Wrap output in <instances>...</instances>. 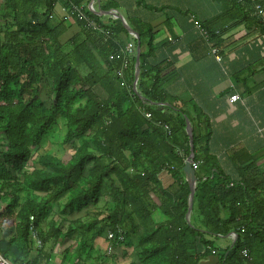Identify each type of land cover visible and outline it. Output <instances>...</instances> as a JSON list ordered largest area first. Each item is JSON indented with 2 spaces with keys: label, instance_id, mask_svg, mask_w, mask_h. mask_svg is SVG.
Returning <instances> with one entry per match:
<instances>
[{
  "label": "trees",
  "instance_id": "trees-1",
  "mask_svg": "<svg viewBox=\"0 0 264 264\" xmlns=\"http://www.w3.org/2000/svg\"><path fill=\"white\" fill-rule=\"evenodd\" d=\"M57 1L85 0L0 2V231L10 232L0 238L2 256L11 264H40L53 242L62 264H205L211 257L213 264H264V183L209 173L196 186L190 224L185 221L189 187L181 168L189 146L187 140L175 150L172 137L185 128L186 104L156 87L160 70L148 61L151 31L139 34L133 92L134 57L124 84L116 75L118 34L125 33L120 21L102 24L85 6L109 38L76 20L78 32L64 41L67 26L51 19ZM43 87L47 104L40 98ZM59 126L58 144L71 150L67 160L42 148ZM192 145L198 168L211 172L194 124ZM163 170L174 179L166 190L158 181ZM156 199L158 206L151 203ZM157 208L163 221L153 220ZM106 230L121 231L117 247L135 239V257L100 254L95 243ZM229 233L235 235L232 247L218 252L211 239Z\"/></svg>",
  "mask_w": 264,
  "mask_h": 264
},
{
  "label": "crops",
  "instance_id": "crops-1",
  "mask_svg": "<svg viewBox=\"0 0 264 264\" xmlns=\"http://www.w3.org/2000/svg\"><path fill=\"white\" fill-rule=\"evenodd\" d=\"M258 1L264 8V0ZM89 2L102 24L118 20L106 14L112 11L138 37L151 31L154 51L148 61L160 70L156 87L186 104L185 118L190 124L192 120V128L196 126L200 153L213 164L211 172L207 173L203 165L195 170L198 181L209 173L220 172L230 181L264 183V33L253 23L252 4L235 5L234 0H85L80 5L89 10ZM62 8V2L57 1L51 19L63 20L67 29L62 39L67 41L78 27ZM198 25L210 34L208 40ZM118 39L122 46L136 45L134 36L126 30L118 34ZM211 47L217 48L219 61L210 53ZM232 96H236L234 101H230ZM172 139L175 150L188 140L184 129ZM158 181L166 190L174 179L168 170H163ZM261 186L264 188V184ZM102 199L105 201L104 196ZM151 203L159 205L157 199ZM151 214L155 222L164 219L158 208ZM1 233V238L10 234ZM104 234L95 243L100 254L104 252ZM211 240L218 252L233 245L229 235ZM44 251L49 258L40 264H62L57 244H47ZM136 252L135 239L128 247L115 249L116 256L127 253L135 257ZM215 260L211 257L205 264Z\"/></svg>",
  "mask_w": 264,
  "mask_h": 264
},
{
  "label": "built area",
  "instance_id": "built-area-1",
  "mask_svg": "<svg viewBox=\"0 0 264 264\" xmlns=\"http://www.w3.org/2000/svg\"><path fill=\"white\" fill-rule=\"evenodd\" d=\"M238 2L239 3L240 2H249L252 4L251 5L252 6V16L255 17V19H256V27L259 28L260 30H262L264 33V8L259 3V1L258 0H238ZM62 11L68 19H72L75 21L76 20L81 21L83 23L84 28H86L90 31L99 32L105 38H109V31L107 29L101 27L99 25V23L95 22L90 17V15L85 12V9L81 5H75V4L70 3L67 6H63ZM111 16H112V18H116V14L114 12H112ZM197 28L200 30L201 35L206 40H208L210 38V34L205 29H203L200 25H198ZM210 53L214 56V58L217 61L220 60V56L218 55L217 48L211 47ZM118 54H119L122 62H121L120 67L116 71V75H117V77H119L121 79V81H122L121 84H124L123 74H124V71L126 70V68L129 66L131 58L135 57V44H128V45L119 47ZM130 89L134 92L133 87ZM235 98H236V96L230 97V101H234ZM144 117L146 119H150L151 115H150V113H145ZM157 124L159 125V123H157ZM162 128L165 130V132L167 134L170 133L167 125H163ZM187 159H188V155L184 159V161ZM199 163L200 162H194L193 158L190 159V165L194 170H196L198 168ZM165 169H173V167L172 166H166ZM0 197H1V194H0ZM30 220H32V217H30ZM228 235L230 236L231 240H233V243H234L235 235L233 233H229ZM32 237H33L34 242H35V247L40 248L41 242L37 238V236L35 235L34 231L32 233ZM105 238L107 239L109 244L105 248L104 253H105V255L110 256V255L115 253V249H116L117 245L123 240L121 231L118 230L117 235H116L115 233L111 232V230H106ZM112 241L115 242V245L112 243ZM204 249H209V247L203 248L202 251H204ZM212 253H214V251H212ZM241 255L243 257H245L248 261H251V257L248 254V251L246 249H243L241 251ZM0 264H11V263L9 262V260H7L5 257H3L2 254L0 253Z\"/></svg>",
  "mask_w": 264,
  "mask_h": 264
},
{
  "label": "water",
  "instance_id": "water-1",
  "mask_svg": "<svg viewBox=\"0 0 264 264\" xmlns=\"http://www.w3.org/2000/svg\"><path fill=\"white\" fill-rule=\"evenodd\" d=\"M89 10L91 13L95 14L93 8H92V3L89 2ZM106 14L111 15L112 11L110 12H106ZM116 18L121 22L123 28L129 33L132 34L136 40V45H135V57H134V80H133V84L132 87L134 89V91L136 90V83L138 80V76H139V54H140V45H139V37L135 34H133L132 30L129 28V26L127 25V23L125 22V20L116 15ZM184 124H185V132L188 138V146H189V153H188V159L184 161V164L181 168V172L183 173V176L185 178V180L188 183V187H189V194H188V200H187V212L185 215V221L187 224L189 223V217H190V212H191V205H192V198L196 189V186L198 184V179L196 176V172L195 170L191 167L190 165V159L193 158V145H192V127L191 124L189 122V120L187 118L184 117Z\"/></svg>",
  "mask_w": 264,
  "mask_h": 264
},
{
  "label": "rangeland",
  "instance_id": "rangeland-1",
  "mask_svg": "<svg viewBox=\"0 0 264 264\" xmlns=\"http://www.w3.org/2000/svg\"><path fill=\"white\" fill-rule=\"evenodd\" d=\"M40 98L47 104L45 87H43L40 90ZM62 132H63V128L59 126L55 135L49 141L48 140L45 141L42 148H43V151H50L56 154L57 156L61 157L62 159H67L71 153V150L67 146H60L58 144L61 139L60 136ZM0 208H1V202H0ZM1 232L2 231H0V238L3 236V233Z\"/></svg>",
  "mask_w": 264,
  "mask_h": 264
}]
</instances>
